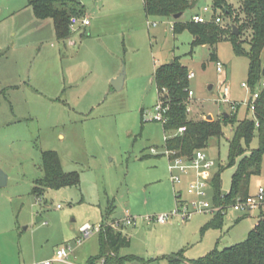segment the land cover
I'll return each mask as SVG.
<instances>
[{
    "label": "rangeland",
    "instance_id": "374dc122",
    "mask_svg": "<svg viewBox=\"0 0 264 264\" xmlns=\"http://www.w3.org/2000/svg\"><path fill=\"white\" fill-rule=\"evenodd\" d=\"M189 1L196 6L185 12L182 24L205 15L204 8H214V0ZM228 1L230 16L223 9L205 15L221 16L219 26L229 33L212 47L195 46L196 38L187 29L174 34V22L147 18L142 0H78V10L84 8L93 26L86 34L90 37L82 40L76 34L66 44L57 40L52 20L41 23L34 10L26 8L27 0H0V170L9 182L0 189L1 264L51 261L66 245L73 247L72 264L95 258L99 232L81 245L77 240L82 226L106 223L112 208V218L129 210L138 220L135 226L120 228L131 235L127 257L139 260L128 264L191 263L215 248L222 251L248 239L261 215L259 208L247 213L230 208L221 229L205 230L212 211L189 220L175 214L182 205L190 209L199 200L190 189L196 173L190 169L180 173L181 183L172 182L171 163L164 154L168 134L154 120L159 100L153 77L159 66L174 59L194 74L189 80L194 93L188 98L190 119L199 122L211 115L212 121H219L224 111L231 112L223 102L227 86L232 101L242 104L238 119L252 117L243 104L249 92L242 87L248 81L249 60L237 54L232 39L240 5ZM78 27L71 28L72 34ZM261 60L264 64V52ZM117 71L118 76L126 74L120 92L111 83ZM225 133L226 138L232 135L231 129ZM208 145L203 153L215 166L201 177L211 183L223 166L221 192L228 194L235 172L227 168L229 145L225 139H212ZM259 146L255 136L249 152ZM48 151L58 154L63 171L79 175V186L34 194ZM262 160L260 175L250 182L251 196L264 189V156ZM206 192L202 201L213 206L215 192L210 186ZM160 215L171 216L166 225L145 221ZM179 253L182 261L172 263Z\"/></svg>",
    "mask_w": 264,
    "mask_h": 264
},
{
    "label": "trees",
    "instance_id": "16d2710c",
    "mask_svg": "<svg viewBox=\"0 0 264 264\" xmlns=\"http://www.w3.org/2000/svg\"><path fill=\"white\" fill-rule=\"evenodd\" d=\"M147 18H159L174 22V34L181 33L185 29L195 36L194 45H210L214 47L229 33L219 24H195L193 22L182 24L181 19L174 20L177 14H185L187 10L195 8V2L189 0H142ZM240 5V17L238 22L239 36L232 37L234 50L238 55L249 60L248 85L250 93L260 91L259 99L255 105V117L238 119L241 106L234 112L224 111L219 121L195 122L190 119L189 91L190 81L188 79L189 68L185 67L180 59H174L170 64L159 66L155 72L154 83L158 89V100L168 108L164 114L166 123L163 130L168 134L165 147L173 153V158H181L189 162L198 151L209 146L212 139L220 142L225 139L229 145L228 165L234 167L232 184L228 194L221 192V172L223 166L215 173L210 187L215 192L213 206L219 211L207 223L206 229H221L224 225V215L227 210L237 203V200L245 201L250 198V182L252 176L260 175L264 156V64L261 57L264 52V0H236ZM228 0H214V11L223 9L225 14L231 15V7ZM78 0H27V7L34 10L38 20H52L55 25V33L58 40H67L71 37L70 20L79 14L85 15L84 8L77 6ZM69 6V7H68ZM243 33L247 34L243 39ZM211 59L216 61L213 53ZM247 113L248 110H246ZM250 114V113H249ZM184 127L186 133L177 135V130ZM231 129V137L226 138L225 131ZM258 137L259 148L249 152L251 142ZM42 166L43 178L37 181L33 192L37 196L49 189H64L80 185L79 175L75 172L63 171L60 158L54 151L43 154ZM181 198V194L177 196ZM113 208L107 213V221L102 224L98 241L100 252L92 258L89 264L106 259V264H128L129 260L136 257H121L122 250L129 248L130 238L126 237L121 230L116 229L112 218ZM244 218V217H243ZM238 219L237 221H239ZM248 239L237 245L224 248L220 251L215 248L206 257L192 260L191 264H264V210L257 219V224L248 234ZM182 253V252H181ZM183 256L179 253L172 263L182 261Z\"/></svg>",
    "mask_w": 264,
    "mask_h": 264
},
{
    "label": "built area",
    "instance_id": "2783aa9c",
    "mask_svg": "<svg viewBox=\"0 0 264 264\" xmlns=\"http://www.w3.org/2000/svg\"><path fill=\"white\" fill-rule=\"evenodd\" d=\"M214 8L206 7L203 10V14L208 15L210 14ZM205 15H194L191 17V22L195 24H209V23H217L222 24L224 20H222L221 16L216 15L215 17H212L211 19H208L205 17ZM71 28L75 29L77 26H84L89 27L90 20L87 17L79 18L77 16L73 17L70 20ZM156 25V23H154ZM174 27V24H173ZM172 27V29H173ZM75 31V30H74ZM218 72L223 73L224 67L220 62H217ZM194 78L193 73H189L188 79L191 80ZM244 89H246L249 92L250 99L243 104L246 106L249 113L252 114L253 117H255V105L258 99L260 98V91H257L253 94L250 93V87L248 83H244L242 85ZM262 88H264V83L262 85ZM194 95L193 91H189V96L192 97ZM223 102L228 104L230 106V111L234 112L238 107L242 106L240 102L232 101L231 98V89L230 86H227L224 89V96H223ZM168 108H166L163 104V101L159 100V103L156 106V115L154 120L161 122L163 125L166 123L165 119V113L167 112ZM190 111V108H189ZM177 135H183L186 133V129L184 127L179 128L177 130ZM168 136L165 137V142L167 141ZM152 154L157 156L159 155V152L157 150H152ZM165 156H167L169 162L171 163V178L173 183H181L182 178H180V173L186 174L190 169L194 170L196 173V180L190 184V189L192 191H195L199 197V200L192 202L191 206L192 208H188L184 205L182 207L178 208L179 210L175 213L177 215H180L183 220H189L191 216H193L196 213H206L207 211H212L213 214L217 213L219 211L218 208H215L214 206L210 205L208 202L202 201L207 197V188L210 186V183L207 180H204L201 177V173L203 171H209L215 166V162L208 159L207 155L203 153L202 151H198L194 158L189 160L187 162L184 159L181 158H171L173 156V153H171L167 147L164 152ZM173 169L175 171H173ZM232 208L237 212L240 213H247L248 211L253 210L254 208H259L261 211L264 209V189L260 187L258 189L257 195H252L250 198H248L245 201L237 200V203L232 206ZM171 216L166 215H160L157 218L151 219L146 218L145 221L148 224H151L152 222L156 224H165L170 220ZM138 220L134 218L130 211L127 210L124 213V216L122 219H116V221L113 223L112 226H114L116 229L122 228V227H128V226H135L137 224ZM102 226H99L97 228L91 227L90 225L86 224L82 226L81 229V238L77 240L78 245H81L83 239L90 238L94 233L100 232L102 230ZM73 252V247L71 245H66L61 250H58L55 257L51 259V261H45L40 264H60V263H68L72 264L71 261H69V255ZM98 264H106V259H102L100 263Z\"/></svg>",
    "mask_w": 264,
    "mask_h": 264
},
{
    "label": "crops",
    "instance_id": "0c3cea01",
    "mask_svg": "<svg viewBox=\"0 0 264 264\" xmlns=\"http://www.w3.org/2000/svg\"><path fill=\"white\" fill-rule=\"evenodd\" d=\"M26 8H28L27 6H26ZM86 17L89 19V17H88V15H87V13H86ZM90 20V19H89ZM44 21H46V20H44ZM44 21H40L39 20V22H41V23H43ZM170 21V20H169ZM172 22V21H171ZM90 26L89 27H84V26H80V27H78V29H76L75 30V32L71 35V37L69 38V39H67V40H62L65 44L68 42H72V39L76 36V34H79L78 36H79V38L80 39H82V40H84L86 37H90V35H86L87 34V31H89L90 30V28L93 26V24H92V22L90 21ZM153 26H156V25H153ZM58 40V39H57ZM118 74H119V71H117V72H114L112 75H111V78H113V79H115L116 77H118ZM155 76V75H154ZM112 79V80H113ZM153 82H154V77H153ZM125 83V82H124ZM124 87H125V85H124ZM124 89V88H123ZM7 178H8V176H7ZM7 183H9L8 182V180H7ZM251 194V193H250ZM114 213H115V208H114ZM113 213V214H114ZM113 214H112V216H113ZM123 216H124V213L121 215V216H119V215H116V216H114L113 218H116V219H122L123 218ZM239 219V217L237 218V220ZM237 220L235 221L236 223H237ZM156 224V223H155ZM167 223H165V224H160V225H166ZM159 225V224H158ZM122 231V230H121ZM122 233L126 236V237H129L130 238V242H131V235L130 234H125L123 231H122ZM131 245H132V242H131V244H130V246H129V248L131 247ZM129 248H126V249H124V250H122L121 251V253H120V256L121 257H127V250L129 249ZM77 256V255H76ZM91 258H93V257H90L85 263H82V264H87V262L91 259ZM128 258V257H127ZM135 262H139V260L136 258L135 259ZM78 263L80 264V262L78 261ZM186 264H191L190 263V261H188V262H185ZM0 264H1V262H0ZM7 264H9V263H7Z\"/></svg>",
    "mask_w": 264,
    "mask_h": 264
},
{
    "label": "water",
    "instance_id": "95a60500",
    "mask_svg": "<svg viewBox=\"0 0 264 264\" xmlns=\"http://www.w3.org/2000/svg\"><path fill=\"white\" fill-rule=\"evenodd\" d=\"M182 16H183V14H177L173 18H174V20H179V19L182 18ZM232 29H233L234 35L239 36L240 31L237 28V26L233 25ZM125 77H126V74H125V71H124L118 77H116L115 79H113L111 81L112 86H114V89L116 91L120 92V91L123 90ZM212 119H213V117L211 115L208 116V118H207V120H209V121H212ZM7 180H8V178H7L6 173L3 170H0V189H2V187H6L8 185Z\"/></svg>",
    "mask_w": 264,
    "mask_h": 264
}]
</instances>
